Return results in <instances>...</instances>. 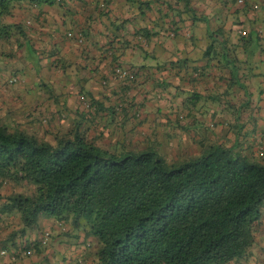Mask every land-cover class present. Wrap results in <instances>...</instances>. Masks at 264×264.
I'll list each match as a JSON object with an SVG mask.
<instances>
[{
    "label": "trees",
    "instance_id": "1",
    "mask_svg": "<svg viewBox=\"0 0 264 264\" xmlns=\"http://www.w3.org/2000/svg\"><path fill=\"white\" fill-rule=\"evenodd\" d=\"M70 1L0 0V46L14 39L19 49L27 39L22 24L9 22L16 7ZM257 28L236 31L242 41L258 42ZM210 39L204 58L209 64L224 60L231 74L211 104L230 117L221 124L232 136L217 139L212 133L215 138L208 139L197 133L178 158L160 152L163 142L142 148L128 142L124 122L130 104L123 95L109 107L89 98L63 125L42 114L34 122L23 114L19 124L14 116L24 106L0 101V231H8L1 244L10 259L49 248L52 233L47 231L42 244L40 217L54 219L61 234L81 239L80 248L91 254L88 264H240L251 256L264 206V117L250 101L237 105L232 95L246 90L236 74L237 47L227 36ZM193 70L199 75L202 67ZM8 82L14 80L0 87ZM203 98L193 92L183 109L192 115L199 102L206 103ZM178 126L181 134L190 133Z\"/></svg>",
    "mask_w": 264,
    "mask_h": 264
},
{
    "label": "crops",
    "instance_id": "2",
    "mask_svg": "<svg viewBox=\"0 0 264 264\" xmlns=\"http://www.w3.org/2000/svg\"><path fill=\"white\" fill-rule=\"evenodd\" d=\"M185 1L72 0L62 6L16 7L9 22L22 24L27 39L19 49L14 39L10 46L1 43L0 84L14 82L0 87V101L14 109L24 106L18 108L21 112L15 120L25 114L34 122L42 114L45 120L54 118L63 125L68 123L69 113L70 121L89 98L109 107L123 95L130 104L124 122L128 142L138 148L139 142L142 146L163 142L161 147H172L179 155V145L192 143L197 133L208 139L228 134L221 122L230 117L211 100L214 93H223L230 70L224 68V60L209 64L204 58L210 38L220 35L227 36L239 53L236 74L246 90L232 93L237 105L250 101V108L256 107L258 116L264 117V0ZM253 5H257L256 11L250 10ZM256 27L260 30L258 42L238 37L236 30L250 32ZM195 67H202L201 74L196 75ZM193 92L201 93L206 103L199 102L188 115L183 107ZM201 104L209 112L199 109ZM216 120L219 125L215 126ZM180 124L190 133L181 134ZM38 226L42 234L52 233L49 248L37 256H29V250L28 255L14 260L6 254L0 256V264L91 261V254L80 248L82 240L61 234L54 219L40 217ZM7 234L0 231V253L4 249L1 240ZM254 235L251 256L240 264L264 262V206Z\"/></svg>",
    "mask_w": 264,
    "mask_h": 264
},
{
    "label": "rangeland",
    "instance_id": "3",
    "mask_svg": "<svg viewBox=\"0 0 264 264\" xmlns=\"http://www.w3.org/2000/svg\"><path fill=\"white\" fill-rule=\"evenodd\" d=\"M11 107V105H10ZM16 122L17 123H21V119L17 118L16 119ZM160 137V136H159ZM137 145L141 147H144L141 145V142L137 143ZM184 147L182 145H179L178 149H177V153H179V155L181 156L183 153H184V150L183 149ZM175 149H172V147H170L169 149L167 147H163L162 149H160V152L166 156L167 158H178L179 155H177L175 152H174ZM187 152V151H185ZM181 153V154H180ZM176 154V155H175ZM4 194V190H0V195L2 196Z\"/></svg>",
    "mask_w": 264,
    "mask_h": 264
},
{
    "label": "built area",
    "instance_id": "4",
    "mask_svg": "<svg viewBox=\"0 0 264 264\" xmlns=\"http://www.w3.org/2000/svg\"><path fill=\"white\" fill-rule=\"evenodd\" d=\"M117 72L120 73L119 70H117ZM262 150V149H261ZM48 239H49V234L47 232H45L43 234V241H42V244H46L48 242ZM6 253L4 251L1 252V255H5ZM12 260H14V258H11Z\"/></svg>",
    "mask_w": 264,
    "mask_h": 264
}]
</instances>
